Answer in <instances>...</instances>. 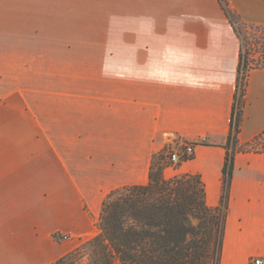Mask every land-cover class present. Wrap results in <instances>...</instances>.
<instances>
[{
	"label": "crops",
	"instance_id": "1",
	"mask_svg": "<svg viewBox=\"0 0 264 264\" xmlns=\"http://www.w3.org/2000/svg\"><path fill=\"white\" fill-rule=\"evenodd\" d=\"M228 3L264 26V0ZM85 29L122 30L120 80L90 92L85 113L67 86L41 133L0 134V264H53L73 251L51 233L90 231L106 195L147 184L153 156L174 138L206 137L174 175L199 174L207 204H220L241 53L221 2L0 0L2 61L13 60L8 47L33 43L7 31ZM244 98L240 145L264 135V67L250 71ZM255 257H264V143L235 152L220 264Z\"/></svg>",
	"mask_w": 264,
	"mask_h": 264
},
{
	"label": "trees",
	"instance_id": "2",
	"mask_svg": "<svg viewBox=\"0 0 264 264\" xmlns=\"http://www.w3.org/2000/svg\"><path fill=\"white\" fill-rule=\"evenodd\" d=\"M219 1L240 36L239 15L228 0ZM247 44L241 39L238 80L241 73L244 77L257 67L250 65ZM241 102L244 94L236 92L219 205L207 204L199 174L166 177V155L161 151L160 161L151 166L149 182L112 190L102 203L99 233L53 264H76L84 257L86 264H220L234 169L235 150L230 147L236 145L240 130L242 110L237 113V107Z\"/></svg>",
	"mask_w": 264,
	"mask_h": 264
},
{
	"label": "rangeland",
	"instance_id": "3",
	"mask_svg": "<svg viewBox=\"0 0 264 264\" xmlns=\"http://www.w3.org/2000/svg\"><path fill=\"white\" fill-rule=\"evenodd\" d=\"M237 23L241 30L240 39L248 43L246 49L250 51V65L257 66L255 68L264 67V26L252 25L242 19H237ZM7 32L21 33V36H16V40L33 43L8 47L12 53H15L11 61H2L0 58V134L41 133V116L46 114L50 115V118L57 119V113L63 105L62 101H65L62 98L64 95L67 96L63 94L67 86L70 88L76 86L81 91L82 111L85 113V103L90 101L92 96L90 92L99 91V87H103L101 91H104L108 80L110 82L120 80L122 30ZM22 53L25 55L21 56ZM0 54H2L1 49ZM252 69L254 68H250L246 71L247 75L238 80L237 95L242 93L245 97L248 76ZM243 107L244 102L243 104L241 102L237 107V113L242 110L240 113L243 114ZM238 134L239 132L236 134V145L230 147L235 152L260 148L264 143V135H261V138L256 137L253 142L240 145ZM194 142L186 138H174L155 153L151 166L155 161H160V153L165 151L167 174L165 170L164 174L169 177L176 176L174 170L183 161L193 157V155H184L183 147L180 149V145ZM174 152L180 155L178 162L172 160ZM100 213L98 216L92 215L90 231L81 233L73 229L56 230L51 233V239L56 243L69 241L78 247L99 233ZM7 239L12 244L19 243L14 240H18L17 238ZM87 261V257H84L78 264H86Z\"/></svg>",
	"mask_w": 264,
	"mask_h": 264
},
{
	"label": "built area",
	"instance_id": "4",
	"mask_svg": "<svg viewBox=\"0 0 264 264\" xmlns=\"http://www.w3.org/2000/svg\"><path fill=\"white\" fill-rule=\"evenodd\" d=\"M247 75V74H246ZM244 74V77L246 76ZM241 78H243V73H241ZM206 140V137H202L200 138L198 141H195L194 143H185V144H181L180 145V149H182L183 147V154L184 155H193L194 152H195V146L198 144V143H201L203 141ZM180 159V155L178 152H174L172 154V160L175 161V162H178ZM252 264H264V257H255L253 260H252Z\"/></svg>",
	"mask_w": 264,
	"mask_h": 264
}]
</instances>
